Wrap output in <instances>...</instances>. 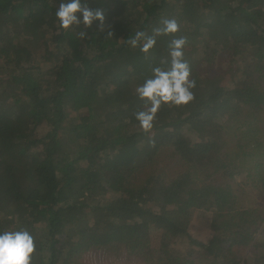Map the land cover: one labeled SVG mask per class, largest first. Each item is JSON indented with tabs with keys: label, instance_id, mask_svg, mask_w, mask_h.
<instances>
[{
	"label": "trees",
	"instance_id": "trees-1",
	"mask_svg": "<svg viewBox=\"0 0 264 264\" xmlns=\"http://www.w3.org/2000/svg\"><path fill=\"white\" fill-rule=\"evenodd\" d=\"M59 2L0 0V229L35 236L33 264H264V208L236 182L253 166L264 188V0H82L104 25L69 30ZM165 18L179 31L148 53L127 42ZM174 36L194 99L144 132L134 89Z\"/></svg>",
	"mask_w": 264,
	"mask_h": 264
},
{
	"label": "clouds",
	"instance_id": "clouds-1",
	"mask_svg": "<svg viewBox=\"0 0 264 264\" xmlns=\"http://www.w3.org/2000/svg\"><path fill=\"white\" fill-rule=\"evenodd\" d=\"M55 17L64 30L81 24L89 28L94 21H99L100 27L105 21L102 10L91 9L82 0H60ZM179 28L176 19L165 18L152 29L151 34L137 30L127 42L131 47H139L141 52L148 53L156 45L158 37L177 33ZM80 35L85 36V31ZM108 35H112L111 30ZM186 43L184 36H174L168 45L170 59L167 67H153L152 74L135 86V94L144 106L134 113V117L144 132L153 129L163 105L182 106L194 99L192 90L196 87V80L192 78L189 63L184 59ZM36 251L35 236L27 228L0 229V264H33Z\"/></svg>",
	"mask_w": 264,
	"mask_h": 264
},
{
	"label": "rangeland",
	"instance_id": "rangeland-1",
	"mask_svg": "<svg viewBox=\"0 0 264 264\" xmlns=\"http://www.w3.org/2000/svg\"><path fill=\"white\" fill-rule=\"evenodd\" d=\"M251 172L253 173L252 179L247 178L246 173H243L236 179L238 187H241L242 189L239 190V193L242 194L241 204L245 206L251 205L253 207L259 205L264 208V188L259 187L261 189L259 190L258 187L255 186L258 182L259 185L262 184L261 175L258 174V172H262L261 170L253 168V166L251 168ZM190 233L196 238L206 240L207 236L210 234L207 217H204L201 214L195 215L190 224ZM83 255H86V252L83 253ZM84 258L89 264H145L141 260H138L136 258H133L132 261L128 259L109 261L101 253L92 251H89L87 256H85Z\"/></svg>",
	"mask_w": 264,
	"mask_h": 264
},
{
	"label": "crops",
	"instance_id": "crops-1",
	"mask_svg": "<svg viewBox=\"0 0 264 264\" xmlns=\"http://www.w3.org/2000/svg\"><path fill=\"white\" fill-rule=\"evenodd\" d=\"M209 230H210V234L207 236V239H208V238L212 235V233H213L211 229H209ZM203 239H204V238H203ZM207 239H206V240H207Z\"/></svg>",
	"mask_w": 264,
	"mask_h": 264
}]
</instances>
